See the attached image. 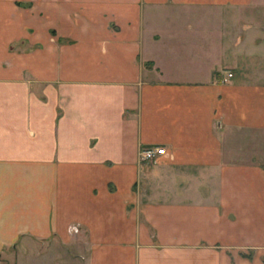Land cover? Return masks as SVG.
Returning <instances> with one entry per match:
<instances>
[{
	"label": "crops",
	"instance_id": "1",
	"mask_svg": "<svg viewBox=\"0 0 264 264\" xmlns=\"http://www.w3.org/2000/svg\"><path fill=\"white\" fill-rule=\"evenodd\" d=\"M29 6L45 41L0 47V264H264V0Z\"/></svg>",
	"mask_w": 264,
	"mask_h": 264
},
{
	"label": "rangeland",
	"instance_id": "2",
	"mask_svg": "<svg viewBox=\"0 0 264 264\" xmlns=\"http://www.w3.org/2000/svg\"><path fill=\"white\" fill-rule=\"evenodd\" d=\"M29 2L30 0H0V47L6 42L15 47L27 44L22 51H28L34 47V41H40L37 45L45 41L44 14L33 13ZM261 148L264 150V142Z\"/></svg>",
	"mask_w": 264,
	"mask_h": 264
},
{
	"label": "built area",
	"instance_id": "3",
	"mask_svg": "<svg viewBox=\"0 0 264 264\" xmlns=\"http://www.w3.org/2000/svg\"><path fill=\"white\" fill-rule=\"evenodd\" d=\"M232 75L230 74V77ZM166 153V149L163 147H147V148H143L141 150V159L143 162H154L157 160L158 157L165 155ZM79 229L78 227H71L70 228V233H78Z\"/></svg>",
	"mask_w": 264,
	"mask_h": 264
}]
</instances>
